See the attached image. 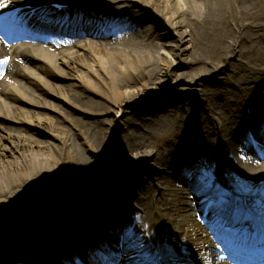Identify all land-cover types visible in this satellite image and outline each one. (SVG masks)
<instances>
[{
	"label": "bare ground",
	"instance_id": "bare-ground-1",
	"mask_svg": "<svg viewBox=\"0 0 264 264\" xmlns=\"http://www.w3.org/2000/svg\"><path fill=\"white\" fill-rule=\"evenodd\" d=\"M53 1L57 0H0L7 5L0 8V34L41 38L43 20L52 17L44 13V6ZM60 1L71 4L62 15L69 13L75 20L67 21L64 16L54 20L63 27H77L81 35L69 38L52 33L45 36L52 41L34 48L26 43L15 45L14 40L7 44L0 37V61L9 58L0 63V213L11 204L17 217L1 219L0 215V264H51L74 250L77 233L90 227L91 221L97 229L107 227L106 218H116L117 227H124L121 233L131 231L134 237L144 234L151 239L150 243L139 238L118 242L122 248L128 244V254L120 264H137L139 260L154 264L149 253L156 250L164 251L168 262L237 264L218 239L225 221L235 222L241 229L251 223L264 238V223L258 215L249 220L248 209V189H264V133L257 129L261 123L257 117L264 114V47L253 53V44L248 43L253 32L239 38L228 23L232 28H242L244 22L261 21L264 0ZM28 4L33 5L29 14L26 8L11 12L15 5ZM90 19H97L106 28H97ZM147 20L152 21L155 32L138 29ZM16 23L23 24L26 32H10ZM127 27L132 28L127 35L106 39ZM227 36L234 37L233 44L221 47L219 43ZM180 45L183 53H191L185 62L196 68L192 78H181L173 71L180 62ZM233 53L246 58L251 66L226 65ZM220 68L229 70L228 81L235 79L238 91L227 86L223 90L200 88L203 76ZM31 87L33 91H29ZM167 87L189 95L195 92L207 100L211 125L203 115L179 104L150 112L151 117L136 125V133L126 134L136 114L124 118L118 117V112L123 109L126 114L131 102ZM55 99L77 112L106 118L96 122L74 118ZM46 108L77 124L75 130ZM117 123L123 127L122 159L132 169L146 163L159 165L162 174L156 179L164 181L162 185L148 188L147 180L146 185L135 188L138 179L146 178L144 175L135 180L125 174L121 180L110 177L114 185L102 181L109 173V162L94 164L85 147L105 155L110 148L109 130ZM248 129L258 130L256 149ZM192 135L194 139L189 138ZM68 158L74 167L70 177L71 185L76 186L71 187L78 202L73 210H68V198L46 193L37 192L29 199L30 206L20 203L27 202L26 191L54 179ZM200 163L207 172L197 174V180L192 175ZM215 172L227 176L226 183H231L232 189L216 186L221 181ZM213 177L216 182L208 183ZM155 189H159L157 195ZM103 190L110 193L106 195ZM118 193L138 199L140 204L135 206L143 211L127 210L126 196L117 199ZM96 198L102 206L96 204ZM46 222L56 223L50 227L54 234L42 232L47 237L37 239L33 231L44 229ZM67 227L72 230L67 231ZM165 231L171 237L169 245L160 238ZM107 240V245L118 247L113 239ZM40 256H46L47 262Z\"/></svg>",
	"mask_w": 264,
	"mask_h": 264
},
{
	"label": "rangeland",
	"instance_id": "rangeland-1",
	"mask_svg": "<svg viewBox=\"0 0 264 264\" xmlns=\"http://www.w3.org/2000/svg\"><path fill=\"white\" fill-rule=\"evenodd\" d=\"M263 20L264 19H261V21H253V20L251 21L250 20V21L244 22V26H242V28H232V24L229 22L228 27L234 33V35H236V36L238 35L239 38L247 37L248 33L252 31L254 35L251 38V41L250 42L248 41V43L252 42V44H253L252 52L257 53L260 48L263 49V47H264V22H263ZM143 28H149L154 32L156 31L153 27V23L151 20L142 21L141 25L138 27V29L142 30ZM124 29H127V28H124ZM128 31L129 30H125L123 33H128ZM219 32L220 31H218L217 34ZM220 33L223 34L222 31ZM117 35H119V32L116 33V36H115V34L107 36L106 39H108V40L114 39L117 37ZM233 40H234L233 36H231V38H230V36H227L225 38V42L222 41L219 43V45L221 47L225 43L232 45L234 42ZM67 43H69V42H67ZM33 46H36V45H33ZM257 48H259V49H257ZM178 51H179L180 55L177 56V59L180 62L174 65L173 71L176 73V75L180 76L181 78H192L193 75L195 74L196 68L191 66L190 64H186V62L191 59V53L189 51L186 53H183L181 51V45H180ZM225 64L228 66L229 65L230 66H239V67L244 68V69L249 68L248 66H251V64L248 62V60L246 58H243L239 54L237 55V53L231 54L229 56V58L227 59ZM225 64H222L221 66L224 67ZM206 66H208V68H209V65H206ZM227 68L228 67H226V69ZM229 76H230L229 70H226V72H225L223 70V68H220V69L214 71L213 73H209V74L204 75L202 78L200 88L204 87L205 89H212V90L222 89L223 90L227 86V88H230L231 90L233 89L235 91H238L240 87L233 84L234 83L233 81L235 79H231L229 82L228 81ZM31 88L29 91H33L34 88H32V89ZM263 93H264V91H262V94ZM194 94H196V93L190 92V95H189V93L188 94L187 93H181L180 91L172 90L171 88L167 87L163 91L157 92L154 95H152V94L146 95L144 97H141V98L131 102L128 105L129 106L128 109L126 110L127 113L124 114V111L122 109V113L120 115H118V117H124L125 118L127 116L132 115L133 113L136 114V118L134 119V124L129 128V130H126V134L128 133L129 135H133L134 133L137 132L136 131L137 130L136 125L140 124L141 120L148 119L149 117H151V115H149V111L175 108L176 106L181 104V105H179L180 107H183V108L186 107V110H188V111H194L195 113L203 115L204 118L206 119V121H208L207 123L211 125L212 119L208 118L209 113L206 112V108L208 105L207 100H201V96H199V95L196 96ZM197 94H199V93H197ZM54 101L57 104L58 103L63 104V101H61V100L55 99ZM180 101H182V103H180ZM63 109H65L70 115H72V117L79 118L83 121L96 122L97 119H102V118L105 119L106 118L105 115L96 116V115L83 113V111L77 112L74 109H72L70 105H69V107H66L63 104ZM44 110L53 114L54 117L57 118V120L58 119H59V121L63 120L61 123L65 126H67L68 128L72 127L75 130V127H77L76 126L77 124L75 125V123L73 121L68 119L69 121H71V122H69L68 120H66V118L63 116V114H61L57 111L51 110L49 108H46ZM180 111H181V109H180ZM262 116L264 118V114ZM122 128H123L122 125L117 123L111 130H109V136L107 138V144L110 146V148H108L106 150L105 155H104V153L103 154H97L93 149H91V148L87 149L85 147L86 156L89 157L93 163L95 162L94 164L98 165L99 163H101V161H108L109 162L108 167H107L109 173H105L103 175L102 181L108 183L109 185H114L113 179L121 180L123 174H125L124 176L132 177L131 179H134V180L138 179L139 175L140 176L144 175L146 177L145 178L146 181L148 180V184L146 182L148 188L152 187V189H153V188H156L157 186L162 185L164 183V181H162L161 179H156V178H158V176H160L162 174L161 168L159 167V165L146 163V164H141L139 166H134V169H132L131 165L126 163L122 159V156H121V150L123 149V147L121 145L122 144L121 143L122 142V140H121L122 139V132H123ZM37 137H39V135H37ZM43 138L45 139V137H43ZM189 138L194 139L195 137L192 135V136H189ZM160 140L164 141V138L162 137V138H160ZM63 164H62V166H63ZM72 168H74L73 164H72V160L70 158H68V162L63 166V169H61V171L58 173V175L54 179H51L50 181H43V182L37 184L35 187L26 191L25 199L27 202L22 201L20 203H25L27 206H30L29 199L31 197H33L37 192L38 193H46L49 195H53L57 198H64V197L70 198L69 202H68V205H69L68 210H70V209L72 210L75 203H74V200L72 198L74 188L71 186L72 185L76 186L75 183L71 185L72 180H71L70 174H71ZM130 170H133L131 172V174L129 173ZM145 172H149L151 174V176L145 175L144 174ZM108 174H113V175L110 176ZM110 177H113V179H111ZM151 177H152V179H151ZM224 178H226V176H224ZM99 187L101 189L104 188V186H102V185ZM223 188L225 189L224 185H223ZM155 190H157V189H155ZM158 190L156 191L155 195L158 194ZM103 193L104 194L106 193V195H107L110 192L107 190H103ZM96 202H98L97 205H101V203H102L101 200L98 198H96ZM131 203L134 204V207H133V205H130L127 207L128 210L132 209V211H134V210H137L140 212L143 211V208H139L138 206H135V203H137L138 205L140 204L138 199L131 200ZM8 206H10V207L12 206V207L11 208L9 207L8 209H3V212L0 213L1 219L5 218V217H9L10 215L15 217V212H14L15 206L11 205V204H8ZM84 216H87V214H85ZM15 219H17V217H15ZM116 220H114V222H116ZM124 223L126 224L127 222L125 221ZM58 224H60V222H58ZM174 225L175 224L173 222L172 227H174ZM45 233L49 236L54 234L51 229H47L45 231ZM38 234H41V232L36 231V235H38ZM87 234L88 233H85L82 235H87ZM91 236L92 235H90V234H89V236H84V237L79 235V236H77V238H79L81 241H83V240H86L84 238H89ZM97 236H99V234H97ZM112 257H114L113 261H116V259L119 260L118 257L115 255ZM116 262H117L116 264H120V261H116Z\"/></svg>",
	"mask_w": 264,
	"mask_h": 264
},
{
	"label": "snow or ice",
	"instance_id": "snow-or-ice-1",
	"mask_svg": "<svg viewBox=\"0 0 264 264\" xmlns=\"http://www.w3.org/2000/svg\"><path fill=\"white\" fill-rule=\"evenodd\" d=\"M6 4L0 3V8L6 7ZM0 31H3V28L0 27ZM6 34V33H5ZM9 58L4 57L3 61H0V63L7 62ZM248 193L250 196V203L248 205L249 209V220L252 219L254 215H258L264 223V189H248ZM253 225L249 223V228L251 229ZM223 259V257H221ZM237 258L234 256V259Z\"/></svg>",
	"mask_w": 264,
	"mask_h": 264
}]
</instances>
